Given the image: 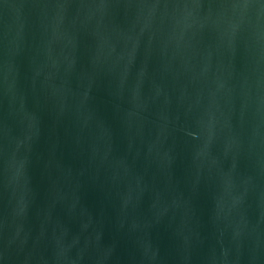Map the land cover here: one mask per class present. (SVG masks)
<instances>
[{
    "label": "water",
    "instance_id": "1",
    "mask_svg": "<svg viewBox=\"0 0 264 264\" xmlns=\"http://www.w3.org/2000/svg\"><path fill=\"white\" fill-rule=\"evenodd\" d=\"M0 264H264V0H0Z\"/></svg>",
    "mask_w": 264,
    "mask_h": 264
}]
</instances>
